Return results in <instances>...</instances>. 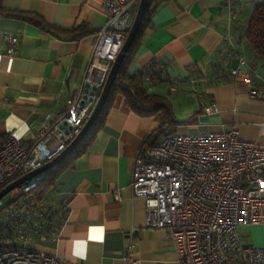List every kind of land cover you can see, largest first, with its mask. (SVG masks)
Listing matches in <instances>:
<instances>
[{"label":"crops","instance_id":"0c3cea01","mask_svg":"<svg viewBox=\"0 0 264 264\" xmlns=\"http://www.w3.org/2000/svg\"><path fill=\"white\" fill-rule=\"evenodd\" d=\"M257 1L163 0L152 11L129 72L148 70L152 62L164 66L161 78L146 80L145 90L164 96L167 105L137 110L123 93L115 94L92 143L62 171L50 194L48 209L66 203L69 210L59 225L53 219L51 228L32 233L33 248L60 264H124L133 231L138 260L130 264H180L169 231L146 226L145 199L131 186L135 160L167 128L179 133L235 128L242 139L264 147V95L250 96V86L230 75L239 64L235 49L253 65L245 28ZM0 11V136L13 132L27 145L48 113L64 112L73 103L107 13L103 0H0ZM18 12L39 16L52 29ZM5 32L19 37L12 56L6 54ZM257 67L254 82L264 89V68ZM213 102L219 112L207 114L204 107ZM191 118L198 120L188 124ZM240 234L244 243L264 247V223L243 225Z\"/></svg>","mask_w":264,"mask_h":264},{"label":"built area","instance_id":"2783aa9c","mask_svg":"<svg viewBox=\"0 0 264 264\" xmlns=\"http://www.w3.org/2000/svg\"><path fill=\"white\" fill-rule=\"evenodd\" d=\"M139 4L140 0H103L107 20L96 33L86 78L70 107L48 113L30 144L13 132L0 136V190L55 158L79 134L99 100ZM3 40L6 54L14 55L19 37L5 32ZM227 40L232 44L233 36L229 34ZM233 55L239 64L230 68V75L250 86V96L262 97L264 89L254 82L253 65L236 49ZM204 111L214 114L219 107L213 102ZM39 181L40 176H35L10 193L19 198ZM131 186L135 195L145 199L146 226L169 231L180 264H264V247L244 243L240 234L243 225L264 223V147L242 139L235 128L196 133L167 128L162 138L141 147ZM115 196L120 198L119 190ZM61 207L66 214L69 206ZM42 228L40 221L17 227L15 244L0 242V264H60L56 256L30 245L32 233ZM123 260L124 264L138 260L133 231Z\"/></svg>","mask_w":264,"mask_h":264},{"label":"trees","instance_id":"16d2710c","mask_svg":"<svg viewBox=\"0 0 264 264\" xmlns=\"http://www.w3.org/2000/svg\"><path fill=\"white\" fill-rule=\"evenodd\" d=\"M162 1L163 0L149 1L147 12L140 31L134 44L124 59L108 101L100 113L96 123L83 139V141L60 164L39 175L40 181L35 189L29 193L21 195L19 198L11 199L6 204H0V242H6L8 245L15 244V241L12 240V242H7V239L12 236L17 227H31L35 221L42 222V229L52 226L53 222L51 223V221L53 219H55L54 227L61 223L65 217L62 207L59 206L56 209H48L50 206V194L54 189L62 171L69 167L82 153L86 151L88 146L92 143L96 132L103 125L104 118L116 93H123L127 102L137 110H142V108H145L146 110L149 108L158 109L167 105V100L164 96L159 94H148L145 90L146 80L149 78H161L165 70L164 66H159L158 63L152 62L149 66L150 69L148 70L140 71L134 74L129 72L130 64L132 63L144 27L149 21V16ZM18 13V16L21 18L34 21L43 28L49 30L52 29V27L39 16L28 12ZM61 31L63 33L74 34V31L71 29L61 28ZM245 38L247 47L253 55L252 64L257 67L258 62L259 66L257 68H264V0H259L253 5L247 19ZM155 67H157V69ZM134 97L137 98V101L134 99Z\"/></svg>","mask_w":264,"mask_h":264},{"label":"water","instance_id":"95a60500","mask_svg":"<svg viewBox=\"0 0 264 264\" xmlns=\"http://www.w3.org/2000/svg\"><path fill=\"white\" fill-rule=\"evenodd\" d=\"M149 1L150 0H140V4H139L138 10H137L134 22H133V24H132V26H131L128 34H127L126 40H125L118 56L116 57V59L114 60V62L112 64L111 70L109 72L106 83L103 87V90L100 94L99 100H98L95 108L93 109L91 115L89 116V118L85 122L83 128L79 132V134L55 158H53L49 162L43 164L42 166L38 167L37 169H34V170L30 171L29 173L18 177L17 179L11 181L6 186H4L0 190V203H1L2 198L6 194L10 193V191L13 190L14 188L21 186L24 182L29 181L33 177L39 176V175L45 173L46 171L54 168L58 164H60L68 155H70L77 148V146L83 141V139L89 133L91 128L96 123L100 113L104 109V107L108 101V98L110 96L111 90H112L114 84L116 83L118 73L120 71V68H121L123 62H124V59H125L126 55L128 54V52L130 51L132 45L134 44V42L137 38V35L140 31L144 17H145L146 12H147Z\"/></svg>","mask_w":264,"mask_h":264},{"label":"rangeland","instance_id":"374dc122","mask_svg":"<svg viewBox=\"0 0 264 264\" xmlns=\"http://www.w3.org/2000/svg\"><path fill=\"white\" fill-rule=\"evenodd\" d=\"M193 133H196V132H193ZM11 199H13V196H12L11 193H8V194H6V195L2 198L1 203H2V204H6V203H8ZM14 233H15V232H14ZM14 233L12 234V236L9 237V239H10L11 241L15 238V237L13 236Z\"/></svg>","mask_w":264,"mask_h":264}]
</instances>
